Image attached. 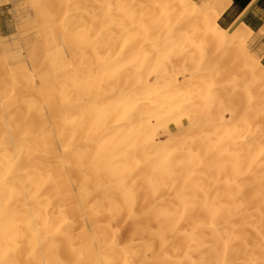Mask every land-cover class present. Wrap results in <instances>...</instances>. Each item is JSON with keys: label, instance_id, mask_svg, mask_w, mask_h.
Returning <instances> with one entry per match:
<instances>
[{"label": "bare ground", "instance_id": "obj_1", "mask_svg": "<svg viewBox=\"0 0 264 264\" xmlns=\"http://www.w3.org/2000/svg\"><path fill=\"white\" fill-rule=\"evenodd\" d=\"M50 1L0 59V264H264V63L232 0Z\"/></svg>", "mask_w": 264, "mask_h": 264}, {"label": "rangeland", "instance_id": "obj_2", "mask_svg": "<svg viewBox=\"0 0 264 264\" xmlns=\"http://www.w3.org/2000/svg\"><path fill=\"white\" fill-rule=\"evenodd\" d=\"M37 5L43 9L40 13ZM61 6L63 5L53 6L50 0H0V59H5L11 64L22 63L27 50L35 43L37 30L32 27L33 21L47 14L49 9L52 11L51 15L58 20V13L65 8ZM222 24L225 28L232 26H227L225 22ZM262 36L264 29L255 33L247 43L249 53L260 58L264 52V46L258 44Z\"/></svg>", "mask_w": 264, "mask_h": 264}, {"label": "crops", "instance_id": "obj_3", "mask_svg": "<svg viewBox=\"0 0 264 264\" xmlns=\"http://www.w3.org/2000/svg\"><path fill=\"white\" fill-rule=\"evenodd\" d=\"M243 4L245 6H242ZM237 20H242L256 33H259L264 29V0H250V2L247 0H232L231 6L220 18V23L225 22L229 26ZM263 38L264 36H262L261 42L258 43L261 46H264ZM262 57L264 63V52Z\"/></svg>", "mask_w": 264, "mask_h": 264}, {"label": "trees", "instance_id": "obj_4", "mask_svg": "<svg viewBox=\"0 0 264 264\" xmlns=\"http://www.w3.org/2000/svg\"><path fill=\"white\" fill-rule=\"evenodd\" d=\"M247 1H249V0H247ZM242 6H245V4H243Z\"/></svg>", "mask_w": 264, "mask_h": 264}, {"label": "snow or ice", "instance_id": "obj_5", "mask_svg": "<svg viewBox=\"0 0 264 264\" xmlns=\"http://www.w3.org/2000/svg\"><path fill=\"white\" fill-rule=\"evenodd\" d=\"M249 2H250V0H249Z\"/></svg>", "mask_w": 264, "mask_h": 264}]
</instances>
